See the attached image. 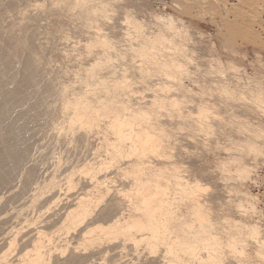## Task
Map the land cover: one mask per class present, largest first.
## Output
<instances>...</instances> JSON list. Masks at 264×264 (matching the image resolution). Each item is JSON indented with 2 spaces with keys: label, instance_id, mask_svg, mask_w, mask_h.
Here are the masks:
<instances>
[{
  "label": "bare ground",
  "instance_id": "obj_1",
  "mask_svg": "<svg viewBox=\"0 0 264 264\" xmlns=\"http://www.w3.org/2000/svg\"><path fill=\"white\" fill-rule=\"evenodd\" d=\"M3 1L5 0H0V2ZM8 1L11 2L9 3L10 7H13L14 4L12 2L15 0ZM118 1L121 3L122 0H57L47 10L50 18L51 16L55 17L56 24H60L64 17L74 20L80 19L78 20L80 25L84 31L87 30L90 36L88 43L84 47L87 51V53L85 51V56L92 57V63L86 69H83L84 72L81 71L83 74L79 78L82 80L78 81V84L74 83L76 86H73L70 80L69 82L66 81L71 83L70 85H65L61 82L59 84L60 79L57 83L55 78L48 74L47 67L44 68L43 66L47 52L45 49H40L41 45L39 49L33 46L30 36H24L22 41L19 40L20 38L17 39L14 32H11L6 37H0V264H125L122 261L124 258L121 260L116 259L119 256L115 252L121 248L122 250L132 251L136 255L138 254L135 259L136 263L131 262V264H224L225 259L228 258L241 262L244 260L243 262H245L251 257L249 256L250 254H246L249 252L246 249H248V243L252 241L251 239L259 246V248H254L255 253L252 255H256L255 257L258 258L259 263L262 264L261 262H264V240L260 239L262 230L259 231L260 228L258 229L256 225L250 227L247 224L248 227H246L233 224L232 222L229 227L228 225L226 226L229 231L228 233L226 232V240L224 239V241L217 232L221 229L218 227L220 224L213 220V203L216 202H213L216 199L213 196L217 194L211 193L210 190L209 195H202L200 191L203 184H200L202 181L199 182V177L186 178L185 175L187 174H180L181 171L178 166L177 168L180 172L173 165V161L167 160L169 155L168 147L171 148L172 145L168 136L170 135L169 137H171L172 134H168L167 129L160 127L163 123L162 120H159V115L164 118L165 114L168 115L171 111H174V107L176 111L178 110L177 112L182 109L178 108L182 104L178 105V101L182 98H177V100L179 99L178 101L174 100L176 98L173 99L171 97L173 95H170L169 92L173 94L170 85L174 89L175 87L178 89L182 88L183 90L181 91L187 89H184L183 85L186 84L183 81L185 79L188 80L190 75V72H188L189 68L187 67V70L186 65H190V60H188L190 55L188 56L189 49L187 46L194 43L192 42V34L187 32L184 21L181 19L182 17L175 19L172 15L167 17L156 16L157 20L162 22L160 28H163V30L156 33L152 32L150 36H142L140 38L141 41L136 34H142L146 28L142 27L144 25H141L137 18L131 17L125 11V23H127L126 26L128 28L126 29L127 31L123 28L125 32H120V35L122 39L129 41V44H142L137 48L134 46L130 47V50L134 53L137 52L139 57V60L136 59L137 56L132 52L133 55L131 56H134L136 60L133 59L135 62L131 61L133 62L131 68L132 72L134 70L141 77L140 82L145 80V82L143 81L140 84L142 89L150 90V95L144 96L143 94L141 96L138 94L141 97L144 96L141 98L143 103L140 102L141 100H138L139 103H134L133 95L135 96L141 89H133L132 80L128 79L130 82L127 81L128 72L126 71L127 74L124 71V73L118 72L116 65L114 66V63H111L113 57H121L119 56L120 53H115L117 50L112 45L116 43L117 39L113 41L116 34L110 35L106 30L101 31L103 25L108 28L109 32L112 29L120 28L121 25L118 27L117 24H110V21L116 19L115 16L118 15H116V10H114ZM180 1H178V4H180L177 5L181 6L179 9L183 8L182 16H188L192 13L197 16L199 13L202 15L199 16L198 14L197 18H200L205 14L209 16L210 11H217L221 15L225 14V18L222 16L214 17L213 21L205 16L210 23L217 19L215 22L218 29L217 32L223 36L224 32L220 31L219 33V30H226L227 34H224H229L230 36V38L226 36L228 41L232 39L231 37L243 34L242 39L247 38V40L242 41L249 43V37H257V35H254L257 34L254 31V26L256 25L260 28L264 25V20L261 18L264 15L259 16L264 12V0H233L235 3L233 5L228 4L227 0ZM130 2L134 4L137 0ZM44 3L46 4V2ZM44 3H42L43 6ZM147 3L144 2V5ZM36 5H39L38 2ZM128 7H126V10ZM176 8L178 7L176 6ZM179 9L175 11L178 12ZM259 11L262 12L258 13ZM0 17H2V11H0ZM212 17L210 14L211 19ZM204 18L201 17L202 20ZM116 20H119V18L117 17ZM27 21L30 20L28 19ZM81 26L79 27L81 28ZM47 38L50 37L48 36ZM253 38L250 41L251 44L254 39H258V37ZM236 40H234V43ZM260 40L262 38L260 39L259 37L257 41L260 43ZM257 41L255 40V44H257ZM157 44L161 45L157 46ZM184 44H186V47ZM260 44L264 43L261 42ZM166 45L174 46V48L167 46V49L173 48L174 51L168 50L170 52L165 51V54H162L160 48ZM53 46H51V49H53ZM237 53L236 50L231 52L233 55ZM80 56L82 58L83 55L80 54ZM68 57L70 56L68 55ZM116 60H113V62L117 64ZM256 61L257 67L253 70L252 75H248L245 69H240L239 65H235L236 63L233 62L228 67L231 77L229 75L227 78L228 82L225 83L223 81V85L220 86V92L225 95L224 99H228V102L230 103L231 101L232 104L235 103L237 105L239 103L237 106L242 108V112L244 110L247 113L246 115L253 116L256 119L253 122L250 121V123L246 120H238L239 122L236 124V126L239 125L238 129L231 125L234 130H238L239 134H245V138L242 140L243 144H234L236 145L235 147H241L240 150L238 149L241 153L238 151L240 153L237 154L238 157H236L237 155L230 156L232 160H230V163L239 165L238 170L240 172L237 170L239 172V174L237 173L238 176L236 174L237 171L235 173L232 172L235 174V178L237 177L234 179L240 180L239 183L244 182L246 179L248 180V178L250 180L252 167L249 169L246 166L244 163L245 158L253 156V162L254 160L257 162L258 158L256 159V157L264 156V60L259 57ZM123 67L126 69L129 66ZM222 67L220 72L224 69ZM57 73L59 74V72ZM81 73L79 72L78 75ZM221 75L223 77V74ZM152 76L158 77L159 80L165 82L160 83V85L158 83V87L154 83L152 85ZM153 77L152 79H154ZM73 78L74 81L75 79L77 81L78 76L74 75ZM137 81L139 82V80ZM221 82L219 79L218 85ZM165 85L169 86V89L165 88ZM152 88L155 89L153 90ZM217 88L219 89V87ZM228 102L226 101V103ZM229 103L227 104L228 109L234 111L236 108L234 109L233 107L236 106L234 104L230 106ZM170 106L171 108L173 107V110L169 108ZM229 106L233 109L229 108ZM167 108L171 111L169 112ZM241 108H237L238 111ZM165 109L169 113L164 111ZM200 109H198L200 112L196 111L198 116H200L196 118L199 119L195 120V124H192L195 125V131L198 128L202 133V127L205 126L207 128V126L210 127L211 125L208 124L211 121L210 118H208V125L206 126L205 124L211 108L209 110H207L208 108ZM176 111L173 113L176 114ZM179 114L182 117L183 113ZM231 114L235 116L237 113L234 115L231 112ZM212 115L210 114L209 116L211 117ZM170 116L168 115L167 118H170ZM162 117L160 118L162 119ZM192 117L191 115L190 118ZM167 118L165 117L164 119L170 121L171 118ZM186 118L183 117V119ZM194 118L193 120L191 119L193 122ZM212 123L215 124V122ZM214 124L213 126H215ZM198 132L196 134H200ZM208 132L206 135L211 139ZM206 135L204 134L203 136ZM207 144L206 142L205 146ZM174 145L176 144L174 143ZM234 145H232L233 148ZM207 146L204 149L206 152ZM174 148L176 149V147ZM213 148H215V145ZM228 150L226 151L228 152ZM173 154L175 156V153ZM172 157L168 156V158ZM262 159L264 158L262 157ZM262 161L264 162V160ZM171 165L173 168H171ZM221 166H218V169ZM235 166H233L234 171ZM208 171L211 170L208 169ZM222 174L226 175L227 173ZM211 176L214 177V175ZM115 178H120L122 182L129 179L130 183L128 182L129 185L122 183L121 185H125L123 187L119 185V188L114 184ZM224 178L226 179V177ZM123 179L125 180L123 181ZM110 181H114L112 183L114 185H109ZM116 182L120 183L121 181L118 180ZM221 184L224 183L222 182ZM240 186L242 187V185ZM231 191H229L230 194H232ZM237 192L235 193L237 194ZM232 201L229 199V202H226L232 205ZM240 203H242V200ZM220 204L221 202L218 203V205ZM226 205L228 207V204ZM242 206L239 205L241 209L247 210L242 208ZM252 208L254 206L251 207V210ZM220 209L219 211H221ZM220 213L222 214V212ZM245 215L247 216V214ZM227 229L225 228L224 231ZM244 236H247V239L246 237L244 239ZM249 238H251L250 241L246 243L245 241ZM261 243L262 246L259 245ZM245 244H248L246 249ZM96 246H99L97 250L103 254L110 251L114 252V254H111V252L109 253L110 255L107 254V256H112V258L107 257L108 259H105L104 255H100L103 258L99 257V251L93 250L94 247L96 249ZM129 251L128 253H130ZM245 255L247 259H242L241 256L245 257ZM133 257L131 256V259ZM249 261L250 263L252 262V260Z\"/></svg>",
  "mask_w": 264,
  "mask_h": 264
},
{
  "label": "rangeland",
  "instance_id": "obj_2",
  "mask_svg": "<svg viewBox=\"0 0 264 264\" xmlns=\"http://www.w3.org/2000/svg\"><path fill=\"white\" fill-rule=\"evenodd\" d=\"M8 0H5V1H3V2H0V4H1V6H0V11H2V17H0V37H6L7 35H9L11 32H14L15 34V36L17 37V39H19L20 41H22L23 40V38H24V36H26V35H28V36H30V38L32 39V44H34L33 46H35L37 49H39V46H40V49H45L46 50V52H47V55H46V58L44 59V68H46V69H48V74L51 76V77H54L55 78V81L58 83V80H59V84H60V82L63 84H65V85H70L71 83L73 84V86H76V85H74V83L76 84H78V81H80V80H82L81 78H79V76H82V74H83V72H84V68L86 69V67H88L91 63H92V57H88L87 55V57L85 56V45L88 43L87 41H89L88 39H89V34L87 33V30H83V28H82V26L80 25V22L78 21V20H80V19H71V18H69L68 19V17H64L63 18V20H62V22H60V24H56V21H55V17H52L51 16V18H50V15H48V9H50L52 6L51 5H53L54 3H56L57 2V0H55L54 2H53V0H15V1H13L12 2V4H14L13 5V7H10L11 5L9 4V3H11L10 1H8ZM34 1V2H33ZM43 1V2H42ZM130 1H134V0H122L121 1V3H119L120 1H118L117 3H116V6H115V9L114 10H116V15L117 16H115V18L117 19V17L119 18V20H116V19H114L113 21L111 20L110 22V24L111 25H116L117 24V26L119 27L120 25V28H116L115 30L114 29H112L110 32H109V30H108V28L105 26L104 27V25H103V27H101L102 28V30L101 31H103V30H106V32H108V33H110V35H112V34H116L115 35V37L113 38V41H115L116 39L118 40V42H117V40L115 41L116 43L115 44H112V45H114V47L116 48H114L115 50H117L115 53H120L119 54V56H121L120 58L119 57H113V59H112V64L115 66L116 65V67H117V71L118 72H122V73H126L127 74V72H128V74H127V76H128V78H127V81H131V84H132V87H133V89H141V90H139L138 91V93H136L135 94V96L133 95V97H134V103H139V101L141 100V98H143L144 96H147V95H150V90H148L147 91V89H144V91H143V89H142V87H141V85L140 84H142V82L144 81L145 82V80H142V82H140L141 81V77L139 76V74L138 73H135V71L133 70V72H132V63L133 62H135L134 60H136V59H138L139 60V57L137 56V52H133V51H131L130 49V47L131 46H134L135 48H137V47H139V46H141L142 44H129V41H126L125 39H122L121 38V35H120V32H125V31H127L126 29L128 28L127 26H126V24L127 23H125V20H126V15L124 14L125 13V11H127V13H129V15L131 16V17H133V18H137L138 20V22L142 25H144V26H142V27H144V28H146V30L145 31H143V33L141 34H136L137 36H138V38L140 39L142 36H144V37H146L147 35H151V33L152 32H154V33H156V32H159V31H161V30H163V28H160L161 27V25H162V22H160V21H158L157 20V18H156V16H159V17H167V16H173L175 19H180L181 17V19H182V21H184V25H185V28H186V30H187V32L189 33V34H192V37H193V41L192 42H194V43H192V44H188V49H189V53H188V56L190 55V57H188V58H190V59H188V60H190L189 61V63H190V65L188 66V65H186V68L188 67L189 68V70H188V68H187V70H188V72H190L189 74V78H188V80L187 79H185L183 82H184V84H186V85H183V87H184V89L185 88H187V89H185L184 91H181V90H183L182 88H180V89H178L177 87H175V89H174V87L172 88V85H170V84H168V85H170V87H171V91L173 92V94L172 93H170L169 92V94L170 95H175L174 97L173 96H171L173 99L174 98H176V99H174V100H177V98H180L181 100H177L178 101V105L180 104V103H182L178 108L179 109H181V110H179V112H177L175 109V107H174V111H176L178 114L179 113H183L182 114V117L180 116L181 114H179V116H178V114L176 113V114H174L175 112L174 111H171L170 109H172L171 108V106L169 107V108H167V110H169V112H170V114L172 113V114H174V115H172L171 114V116H170V114H168L169 116H170V118L168 117L167 118V114H165V115H167V116H165L164 115V118L166 117L167 119H170V121H171V123H170V121L169 120H166V119H164L161 115H159V120H162V123H163V125H161L160 127H164L163 129H167L166 131H168L167 133L168 134H172V135H174V136H172L171 135V137H169L168 136V139H169V141L172 143V145H171V148L170 147H168V153H169V157H172V156H174V154L173 153H175V156L174 157H172V158H168V156H167V160H170V162H172L173 163V165L177 168V166H178V168L180 169V171H179V169L177 168V170L180 172V174H187V175H185L186 176V178L188 177V178H192L193 179V177H195V176H197V177H199V179L198 180H200L199 182H201L200 184L202 185V188H201V194L202 195H204V194H206V195H209L210 194V190H211V193L213 192L216 196H213L214 198H216V199H214L213 200V202H215V203H213V220H216L217 221V223L218 224H220V225H222V226H218L219 228H221L219 231H217L218 232V234L220 235V237L224 240H226V234L228 233V229H227V225H228V227L230 226L229 224H232V222H233V224H238V225H243V226H246V227H248V225H250V227L251 226H257L258 227V229L260 228V230L259 231H261L260 233H261V236H260V234H259V236H260V239L262 240H264V162L262 161V160H264V159H262V157L264 158V156H262V157H256V159L258 158V161L256 162V160H254V162H253V159H254V157L253 156H251V157H248V158H245V164H246V166L249 168V169H251V167H252V169L250 170L251 171V175H250V180H249V178H248V180L246 181V180H244V182H241V183H239V181H237V180H235L236 178H235V174H233V173H235L238 169H239V165L237 164V163H235V164H233V163H230V156H232V155H237V154H240L241 152L239 151L240 149H241V147L239 146V147H235L236 145H234V144H236V143H241V144H243V139L245 138V134L243 135V133L242 134H239L237 131H236V129H238V126H236V124H238L237 122H239L238 120H240V121H247V122H249L250 123V121H252L253 122V120H256L255 118H253V116H250V115H246L247 113H245V111L243 110V112L241 111L242 110V108L241 107H239V106H237V105H239V103L236 105L235 103H233L236 107H233L234 109L236 108H241V109H239L240 111H238V109L235 111H231L230 109H228V99H224V94H222V92H220L221 91V89H220V86H222L223 85V81H225V83H227L228 82V80H227V78L229 77V75H230V72H229V70L230 69H228V67L233 63V62H235L234 64L235 65H239V67H240V69H245L246 71H247V73H248V75H252V72H253V70H255V68L257 67V59L259 58V57H261L263 60H264V44H260L261 42H263L264 43V25L262 26V27H260L259 28V26H254L255 28H254V31H256L257 32V34H254V35H257V37H258V39H259V37H260V39L262 38V40H260V43H259V41H257L258 39H254V38H257L256 36L253 38L254 40V45H253V41H252V44L250 43V41L252 40V38L251 37H249L248 38V41H249V43H245V42H243V41H245V40H247V38H245L244 40L242 39L243 38V34H238V35H236V37H231L232 39H229V41H228V38H230V36H229V34L228 35H225V34H227L226 32V30H219V33H220V31L223 33V36L222 35H220V34H218V29H217V27H216V24H215V22H216V20L217 19H215L214 20V22L213 23H210V21H209V19L210 20H212L213 21V19H214V17L215 18H218V17H220V16H222L223 18H225V14H223V15H221V14H219L217 11L216 12H211L210 11V14H211V16H213L212 17V19L210 18V14H209V12H208V14H209V16L207 15V14H205L208 18H206V16H205V18H204V16H201V17H203L204 19L202 20L201 19V17L200 18H197L198 17V14H197V16L195 17L194 16V14L195 13H192L191 15L193 16V17H195V18H193L190 14L188 15V16H190V17H188V16H185V15H183L182 16V10H183V8H181V9H179L181 6H178L179 4H178V1L179 0H145V1H141V0H137V2L136 3H134V4H131V2ZM136 1V0H135ZM181 1H183V0H181ZM180 1V2H181ZM228 1V4H230V5H233V3H234V1L233 0H227ZM231 1V2H230ZM17 2V3H16ZM33 2V3H32ZM37 2H38V6L36 5L37 4ZM44 2H46V4L44 3ZM144 2H148L146 5H144ZM185 2V1H184ZM26 3V4H25ZM42 3H44V6H43V4ZM174 3L176 4L175 6H174ZM41 4H42V7H41ZM178 4V5H177ZM235 4V3H234ZM3 5V6H2ZM126 5H128V6H126ZM229 5V6H230ZM28 6V7H27ZM33 6V7H32ZM120 6V7H119ZM174 6V7H173ZM176 6L178 7V8H176ZM17 7V8H16ZM24 7V8H23ZM42 9H41V8ZM118 7H119V9H120V11H119V9H118ZM126 7H128L127 8V10H126ZM12 10H11V9ZM19 8V9H18ZM22 8V9H21ZM28 8V9H27ZM123 8V9H122ZM174 8V9H173ZM179 9L178 10V12L177 11H175L176 9ZM25 9V10H24ZM35 9V10H34ZM41 9V10H40ZM125 9V10H124ZM34 10V11H33ZM38 10V12H36ZM41 12H40V11ZM27 11V12H26ZM29 11V12H28ZM43 11H45L44 13H43ZM121 11H124V12H121ZM20 12V13H19ZM35 12V13H34ZM180 12V13H179ZM224 12H226V10H224ZM262 11H259L258 13H261ZM5 13H6V15H5ZM37 13V14H36ZM230 13V12H229ZM20 14V15H19ZM27 14H28V16H27ZM41 14H43V15H41ZM122 14V15H121ZM11 15V16H10ZM23 15V16H22ZM24 15H26V16H24ZM38 15V16H37ZM200 15H202V14H199V16ZM259 15V14H258ZM262 15H264V12H262V14H260L259 16H262ZM3 16H4V18H3ZM13 16V17H12ZM35 16V17H34ZM45 16V17H44ZM46 16H48V17H46ZM230 16H231V13H230ZM23 17H26V18H23ZM37 17V18H36ZM262 18V20H264V16L263 17H261ZM16 19V20H15ZM24 19H26V20H24ZM30 20V21H27V20ZM36 19V20H35ZM38 19V20H37ZM206 19H208V20H206ZM2 21V22H1ZM19 21H20V23H19ZM23 21V22H22ZM51 21V22H50ZM71 21V22H70ZM74 21V22H73ZM78 21V22H77ZM25 22V23H24ZM27 22V23H26ZM33 22H35V23H33ZM43 22V23H42ZM45 22V23H44ZM54 22V23H53ZM119 22V23H118ZM23 23V24H22ZM75 23V24H74ZM20 24V25H19ZM29 25V26H28ZM36 25V26H35ZM62 25V26H61ZM81 26V28L79 27V26ZM19 27V29H17L18 27ZM53 26V27H52ZM3 27H5V28H3ZM21 27V28H20ZM55 27V28H54ZM69 27V28H68ZM192 27V28H191ZM8 28V29H7ZM32 28V29H31ZM39 28V29H38ZM61 28V29H60ZM79 28V29H78ZM104 28V29H103ZM122 28V29H121ZM123 28H124V30L125 31H123ZM189 28H191V29H189ZM262 28V29H261ZM4 29V30H3ZM12 29H14V30H12ZM66 29H69V30H66ZM121 29V30H120ZM10 30V31H9ZM12 30V31H11ZM53 30V31H52ZM58 30V31H57ZM83 30V31H82ZM119 30V31H118ZM2 31V32H1ZM20 31V32H19ZM28 33H27V32ZM61 31V32H60ZM68 31V32H67ZM70 31V32H69ZM79 31V32H78ZM259 31V32H258ZM59 32V33H58ZM83 32V33H82ZM105 32V33H106ZM114 32V33H113ZM21 33V34H20ZM23 33V34H22ZM27 33V34H26ZM34 33V34H33ZM48 33V34H47ZM56 33V34H55ZM68 33V34H67ZM75 34V35H73V34ZM258 33H259V35H258ZM6 34V35H5ZM82 34V35H81ZM88 34V35H87ZM133 34H135V32H133ZM23 35V36H22ZM51 35V36H50ZM53 35V36H52ZM63 35H65V36H63ZM87 35V37H85ZM118 35V36H117ZM34 36V37H33ZM49 36L50 38H47V37ZM68 38H67V37ZM70 36V37H69ZM72 36V37H71ZM226 36L228 37V38H226ZM37 37H39V38H37ZM54 37V38H53ZM77 37V38H76ZM81 37V38H80ZM118 37V38H117ZM47 38V39H46ZM251 38V39H250ZM52 39V40H51ZM67 39H70V40H67ZM77 39V40H76ZM79 39V40H78ZM122 39V40H121ZM237 39V40H236ZM48 40H49V42H48ZM64 42H63V41ZM73 40H75V41H73ZM141 40V39H140ZM227 40V41H226ZM231 40H232V43H231ZM234 40H236V42L234 43ZM243 40V41H242ZM255 40L257 41V44H255ZM44 41V42H43ZM68 41V42H67ZM77 41V42H76ZM120 41V42H119ZM126 42V44H125V42ZM142 41V40H141ZM223 42V44H222V42ZM224 41H226V42H224ZM46 42V43H45ZM53 42V43H52ZM67 42V43H66ZM86 42V43H85ZM122 42V43H121ZM221 42V43H220ZM228 42H230V43H228ZM247 42V41H246ZM50 45H49V44ZM69 43V44H68ZM73 43H74V45H73ZM76 43H78L79 44V47H78V44H76ZM85 43V44H84ZM121 43V44H120ZM128 43V44H127ZM234 43V44H233ZM56 44V45H55ZM68 44V45H67ZM117 44V45H116ZM225 44V45H224ZM236 44H238V45H236ZM44 45V46H43ZM54 45V46H53ZM63 45V46H62ZM71 45V46H70ZM117 47H116V46ZM161 44H157V46H160ZM185 45V47H186V44H184ZM228 45V46H227ZM231 45V47H229ZM235 45V46H234ZM51 46H53L52 48L54 49H51ZM73 46V47H72ZM167 46L168 45H166L165 47H161L160 48V52L163 54H165V51H168V50H170L171 52H173L174 51V46H171V45H169L168 47H173V48H168L167 49ZM215 46V47H214ZM243 46V47H242ZM59 47H61V48H59ZM68 47V48H67ZM57 48V49H56ZM59 48V49H58ZM63 48V49H62ZM77 48V49H76ZM80 48V49H79ZM120 49V50H118V49ZM228 48V49H227ZM233 48V49H232ZM49 49V50H48ZM187 49V48H186ZM227 49V50H226ZM65 50V51H64ZM114 50V51H115ZM223 50H224V52H223ZM229 50V51H228ZM233 50H236V55H233V54H231V52L233 51ZM65 52V53H63V52ZM78 51V52H77ZM120 51V52H119ZM170 51H168V52H170ZM225 51H227V52H225ZM54 54H53V53ZM123 52V53H122ZM126 52V53H125ZM132 52H133V54H135L137 57H136V59H134L135 57L133 56H131V55H133L132 54ZM72 53V54H71ZM77 53V54H76ZM86 53H87V51H86ZM130 54V56H129V54ZM228 53H229V55H228ZM51 54V55H50ZM67 54V55H66ZM80 54H82L83 56H82V58H81V56H80ZM127 54H128V56H127ZM260 54V55H259ZM68 55L70 56V57H68ZM126 55V56H125ZM57 56V57H56ZM84 56H85V58H84ZM225 56V57H224ZM228 56V57H227ZM246 56V57H245ZM67 57V58H66ZM128 57V58H127ZM132 59H130V58ZM244 57V58H243ZM49 58H50V60H49ZM52 58V59H51ZM79 58H81V59H79ZM121 59L120 61H119V59ZM125 58H126V60H125ZM48 59V60H47ZM76 59H78V60H76ZM87 59V60H86ZM134 59V60H133ZM192 59V60H191ZM246 59V60H245ZM52 60V61H51ZM56 60V61H55ZM67 60V61H66ZM80 60H82V61H80ZM113 60L115 61H117V64H116V62H113ZM125 62H124V61ZM137 60V61H138ZM187 60V61H188ZM234 60V61H233ZM73 61H74V63H73ZM85 61V62H84ZM87 61V62H86ZM120 63H119V62ZM127 61V62H126ZM129 61V62H128ZM131 61H133V62H131ZM193 61V62H192ZM233 61V62H232ZM131 62V63H130ZM56 65H55V64ZM73 63V64H72ZM124 63H126L125 65H124ZM230 63V64H229ZM59 64V65H58ZM71 64V65H70ZM128 64H130V65H128ZM185 64V63H184ZM186 64H188V63H186ZM229 64V65H228ZM248 64V65H247ZM52 65V66H51ZM119 65V66H118ZM121 65H123V66H125V67H127V66H129L128 68H129V70H128V68H124L123 66H121ZM127 65V66H126ZM228 65V66H227ZM51 68H50V67ZM63 66V67H62ZM85 66V67H84ZM222 68H224L223 70H221V72H220V68L221 67ZM225 66H227L226 68H225ZM62 69H61V68ZM69 67V68H68ZM81 67V68H80ZM121 67V68H120ZM246 67V68H245ZM54 68V69H53ZM253 68V69H252ZM51 69V70H50ZM57 69H58V71H57ZM78 69H80V70H78ZM82 69V70H81ZM252 69V70H251ZM60 70V71H59ZM66 72H65V71ZM69 70V71H68ZM122 70V71H121ZM131 70V71H130ZM213 70V71H212ZM215 70V71H214ZM74 71H76L75 72V74H74ZM81 73V71H83L81 74H79L78 75V73L79 72ZM124 71V72H123ZM127 71V72H126ZM129 71H130V73H129ZM191 71H192V73H191ZM209 71H210V73H209ZM219 71V72H218ZM57 72H59V74L57 73ZM62 72H63V75H62ZM213 72V73H212ZM64 73H65V75H64ZM73 73V74H72ZM77 73V74H76ZM209 73V74H208ZM212 73V74H211ZM56 74V75H55ZM134 74V75H133ZM136 74V75H135ZM220 74V75H219ZM221 74H223V77H222V75ZM57 75H59V76H57ZM74 75H76V76H78V79H77V81H76V79H75V81H74ZM130 75H132L131 77H130ZM215 75H216V78H215ZM226 75H228V76H226ZM66 76H68V77H66ZM191 76V77H190ZM214 76V77H213ZM221 76V77H220ZM138 77V78H137ZM153 77V76H152ZM152 77H151V81H152V85H156L157 87H158V83H159V85H160V83H163V82H165V81H161V80H159L158 79V77H153L154 79H152ZM219 77V78H218ZM230 77H231V75H230ZM62 78V79H61ZM131 78V79H130ZM134 78V79H133ZM222 78H223V80H222ZM129 79V80H128ZM135 79H137V80H139V82L137 81V80H135ZM190 79V80H189ZM191 79H192V81H191ZM215 79H216V81H215ZM219 79H220V82H221V84L220 85H218V83L217 82H219ZM61 80H63V81H61ZM69 80H70V82L71 83H67V82H69ZM159 80V81H158ZM193 80H194V82H193ZM196 80V81H195ZM67 81V82H66ZM129 81V82H130ZM137 81V82H136ZM147 81V80H146ZM190 82V83H189ZM154 83V84H153ZM198 84V85H197ZM134 85H136V86H134ZM137 85H138V87H137ZM197 85V86H196ZM140 86V87H139ZM162 86H164V85H162ZM166 86V85H165ZM186 86V87H185ZM216 86V88H214ZM156 87V88H157ZM161 87V86H160ZM159 87V88H160ZM217 87H219V89L217 88ZM162 88V87H161ZM165 88H167V89H169V86H166ZM190 90H189V89ZM153 90L155 89V88H152ZM176 90V91H175ZM179 91V94H178V91ZM217 90V91H216ZM145 91H147V92H145ZM190 91V92H189ZM180 92H181V94H180ZM185 92V93H184ZM187 92V93H186ZM189 92V93H188ZM220 92V93H219ZM147 93V94H146ZM175 93V94H174ZM138 94H140L141 96L144 94V96L143 97H141L140 95H138ZM151 94H152V92H151ZM219 94V95H218ZM221 94V95H220ZM137 95V96H136ZM188 95V96H187ZM218 95V96H217ZM183 96V97H182ZM220 96V97H219ZM221 96H223V97H221ZM136 97V98H135ZM186 97V98H185ZM184 98V99H183ZM199 98V99H198ZM202 98H203V100H202ZM139 100V101H138ZM186 100V101H185ZM192 100V101H191ZM189 101V102H188ZM191 101V102H190ZM226 101L228 102V103H226ZM141 103H143V99L140 101ZM186 102V103H185ZM185 103V104H184ZM189 105H188V104ZM187 104V105H186ZM191 104V105H190ZM230 106L231 105H233L232 104V102L230 101ZM182 105H183V107L185 106V108L184 109H187V110H184L183 109V107H182ZM200 106V108H208L207 110H209V108H211L210 110H209V115L211 114H213L212 116H215V117H210L209 115H207V119H206V121H205V124H206V126L209 124H211L212 126H213V124L214 123H212V122H215V126H211L210 125V127L209 126H207V128L204 126V127H202V133H201V131H199L198 130V128H196V131H195V120H197V119H199V118H196L197 116H198V113L197 112H200L201 111V109L200 108H198ZM202 106H204V107H202ZM205 106H207V107H205ZM229 106V108H231ZM168 107V106H167ZM177 108V109H178ZM213 108V109H212ZM233 108H231V109H233ZM198 109H200V111H198ZM166 109L164 110V111H167ZM173 110V109H172ZM184 110V111H183ZM190 110V111H189ZM211 110H213V111H211ZM188 111V112H187ZM197 111V112H196ZM211 111V112H210ZM230 111V112H229ZM168 111H167V113H169ZM174 112V113H173ZM208 112V111H207ZM213 112V113H212ZM231 112L235 115L236 113V115L235 116H233L232 114H231ZM236 112V113H235ZM242 112V113H241ZM189 113V114H188ZM185 114V115H184ZM194 114V115H193ZM239 114V115H238ZM176 115H177V117H176ZM184 115V116H183ZM190 115V116H189ZM191 115L193 116V117H195L194 118V122L192 121L193 120V117L192 118H190L191 117ZM196 115V116H195ZM201 115V114H200ZM173 116V117H172ZM174 116H175V118H174ZM222 116V117H221ZM232 116V117H231ZM160 117H162V119L160 118ZM183 117L184 118H186V119H183ZM198 117H200V116H198ZM220 117H221V119H220ZM223 117H225V118H223ZM229 117V118H228ZM234 117V118H233ZM236 117V118H235ZM179 118H181L180 120H181V122H183L182 124H180L181 122H180V120H179ZM208 118H210V122L208 121ZM219 119L218 121H217V119ZM190 119V120H189ZM192 119V120H191ZM229 119H230V121H229ZM236 120V121H234V120ZM166 120V121H165ZM188 120V121H187ZM215 120V121H214ZM221 121V122H220ZM232 121V122H231ZM165 122V123H164ZM186 122V123H185ZM189 122V123H188ZM209 122V123H208ZM218 122V123H217ZM225 122V123H224ZM229 122V123H228ZM234 122H236V123H234ZM257 122V121H256ZM167 123V124H166ZM192 123H194V124H192ZM208 123V124H207ZM219 123H221V124H219ZM234 123V124H233ZM176 124V125H175ZM180 124V126H178ZM190 124H192V125H190ZM167 125H168V127H167ZM189 125V127H187ZM218 125V126H217ZM221 125V126H220ZM235 126L236 127V129L234 130L233 128L234 127H232V126ZM166 126V127H165ZM183 126V127H182ZM231 126V127H230ZM184 127H185V129H184ZM213 128V129H212ZM231 128V129H230ZM171 129V130H170ZM176 129V130H175ZM190 129V130H189ZM209 129H212V130H209ZM174 130V131H173ZM179 130H181V131H179ZM186 130V131H185ZM208 130H209V132H208ZM215 130V131H214ZM173 131V132H172ZM176 131V132H175ZM192 131V132H191ZM200 132V134H196V132ZM223 131V132H222ZM240 131V130H239ZM172 132V133H171ZM183 132H184V134H183ZM185 132H187V133H185ZM189 132V133H188ZM198 132V133H199ZM203 132H204V134L206 135L207 134V132H208V135H210V137H211V139L206 135V136H203L204 134H203ZM225 132V133H224ZM230 132H231V134H230ZM241 132V131H240ZM210 133V134H209ZM177 135V137H176V135ZM180 134V135H179ZM190 134V135H189ZM228 134V135H227ZM187 135V136H186ZM189 135V136H188ZM202 135V136H201ZM213 135V136H212ZM228 137H227V136ZM233 135V136H232ZM236 135V136H235ZM197 138H196V137ZM230 136V137H229ZM232 136V137H231ZM242 136H244V137H242ZM188 137V138H187ZM195 137V138H194ZM200 139H199V138ZM201 137H202V139H201ZM185 138V139H184ZM206 138V139H205ZM227 138V139H226ZM231 138H232V140H231ZM173 139V140H172ZM180 139V140H179ZM190 139V140H189ZM194 141H193V140ZM207 139H209L210 140V142H209V140H207ZM238 139V140H237ZM191 140H192V142H191ZM199 140V141H198ZM202 140V141H201ZM206 140V141H205ZM213 141V143H211L212 141ZM231 140V141H230ZM235 140V141H234ZM177 143H176V142ZM204 141H205V143H204ZM230 141V142H229ZM238 141V142H237ZM206 142L208 143L207 145L209 146H207V148H206V150H207V152L204 150L205 149V144H206ZM231 142H232V144H231ZM235 142V143H234ZM174 143L176 144V145H174ZM196 143H199V144H196ZM217 144V145H216ZM196 145H198V146H196ZM212 145V146H211ZM214 145H215V148H213L214 147ZM232 145H234V148H233V146ZM183 146V147H182ZM200 146H201V148H200ZM230 146V147H229ZM174 147H176V149L174 148ZM181 147V148H180ZM204 147V148H203ZM211 147H212V149H211ZM229 150H228V149ZM171 151H170V150ZM178 149V150H177ZM182 149V150H181ZM187 149V150H186ZM235 149H237V150H235ZM239 149V150H238ZM185 150H186V152H185ZM213 150V151H212ZM226 150H228V152L226 151ZM175 151V152H174ZM192 153H191V152ZM200 151V152H199ZM232 153H231V152ZM240 153H239V152ZM170 152H172V153H170ZM177 152V153H176ZM185 152V153H184ZM194 152V153H193ZM213 152V153H212ZM202 153V154H201ZM229 153V154H228ZM173 154V155H172ZM188 154V156H186ZM208 154V155H207ZM204 155V156H203ZM227 155H228V157H227ZM233 156V157H234ZM178 157V158H177ZM236 157H238V155L236 156ZM183 158V159H182ZM198 158V159H197ZM203 158V159H202ZM228 158V159H227ZM165 159V158H164ZM176 159V160H175ZM177 159H179V160H177ZM181 159V160H180ZM175 161V162H174ZM178 161V162H177ZM184 161V162H183ZM232 161V160H231ZM225 163V165H223L224 163ZM228 162V163H227ZM251 162H253V163H251ZM256 162V163H255ZM171 163V164H172ZM175 163V164H174ZM184 163V164H183ZM230 163V164H229ZM209 164V165H208ZM233 164V165H232ZM256 164V165H255ZM182 165V166H181ZM222 165V166H221ZM236 165V166H235ZM251 165V166H250ZM253 165V166H252ZM168 166V165H167ZM166 166V167H167ZM181 166V167H180ZM218 166H221V167H219V169H218ZM233 166H235V171H234V167ZM256 166H258V167H256ZM169 167H170V165H169ZM217 169H216V168ZM230 167H232V168H230ZM238 167V168H237ZM171 168H173L172 167V165H171ZM190 168V169H189ZM215 168V169H214ZM220 168H221V170H220ZM223 168H225L224 170H223ZM208 169L209 170H211V171H208ZM231 169V170H230ZM183 170V171H182ZM187 170V171H186ZM191 170V171H190ZM218 170V171H217ZM226 170V171H225ZM230 170V172L232 173H230V172H228ZM214 171V172H213ZM216 171V172H215ZM221 171H222V173H227L226 175H223L222 173H221ZM225 171V172H224ZM239 172H240V170H238ZM236 172V174L238 173L239 174V172ZM183 172H185V173H183ZM208 172V173H207ZM195 173V174H194ZM197 173H198V175H197ZM201 173V174H200ZM210 173V174H209ZM213 173V174H212ZM229 174H230V178L232 177V175H233V179L231 178V181H230V178H229ZM238 174H237V176H238ZM190 175V176H189ZM211 175H214V177L213 176H211ZM227 175H228V177H227ZM211 176V177H210ZM202 177V178H201ZM212 177H213V179H212ZM224 177H226V179L227 178H229V179H225ZM121 178V177H120ZM118 179V180H120L121 182L119 183V182H116V181H118L116 178H115V182H114V184H115V186H118L119 187V185H121L122 183H125L126 185H129V183H130V180L128 179L127 180V178H125L127 181H125V182H122V180L121 179ZM210 178V179H209ZM125 179H123V181L125 180ZM202 179V180H201ZM220 179V180H219ZM208 180V181H207ZM234 182H233V181ZM214 181V182H213ZM216 181H218V182H216ZM221 181V182H220ZM231 183H230V182ZM113 182H111L110 181V184L109 185H114V184H112ZM127 182V183H126ZM129 182V183H128ZM213 182V183H212ZM224 183V184H221V183ZM229 182V183H228ZM233 182V183H232ZM118 183V185H116ZM220 183V184H219ZM234 183H236V184H234ZM238 183V184H237ZM124 184V185H125ZM207 184H209V185H207ZM124 185H121L120 187H123ZM240 185H242V187L240 186ZM224 186H227V187H224ZM228 186H230V187H228ZM245 186H246V188H245ZM119 187V188H120ZM232 187V188H231ZM244 187V188H243ZM205 188V189H204ZM223 188H225L224 190H223ZM240 188V189H239ZM213 189V190H212ZM236 189V190H235ZM214 190H216V191H214ZM233 192H232V191ZM248 192H247V191ZM204 191H205V193H204ZM209 191V192H208ZM229 191H231V193L232 194H230V192ZM240 193H238V192ZM223 192V194L221 195V193ZM229 192V193H228ZM235 192H237V194L235 193ZM219 193V194H218ZM244 193H246V194H244ZM226 194V195H225ZM251 194V195H250ZM233 195V196H232ZM237 195H238V197H237ZM242 195V196H241ZM205 196V195H204ZM228 196H229V199L230 200H233L232 201V205H229L230 203H227V202H229V199H228ZM231 196V197H230ZM239 196H241V197H239ZM246 196H249V197H246ZM253 196V197H252ZM218 197V198H217ZM222 197V198H221ZM244 197V198H243ZM246 197V198H245ZM251 197V198H250ZM231 198H233V199H231ZM219 199H220V202H221V204L224 206V209H223V206L220 204V205H218V203H220L219 202ZM254 199V200H253ZM241 200H242V203H240L241 202ZM227 201V202H226ZM238 201H240V202H238ZM251 201V202H250ZM231 202V201H230ZM233 202H234V205H233ZM250 202V203H249ZM228 204V207H227V205L226 204ZM240 203V204H239ZM246 203H248V204H246ZM251 203H253V204H251ZM215 204V205H214ZM236 204H237V206H236ZM251 204V206H249ZM239 205H243V206H245V207H243L242 206V208H245V209H247V210H243V209H241L240 207H239ZM248 205V206H247ZM217 206V207H216ZM219 206V207H218ZM236 206V207H235ZM254 206V208H255V210H254V208H252V210H251V207H253ZM227 207V208H226ZM230 207H232V208H230ZM248 207V208H247ZM219 208H221L220 210L221 211H219ZM227 209V210H226ZM230 209H232V210H230ZM217 211V212H216ZM232 211V212H231ZM237 211H238V213H237ZM242 212V213H240V212ZM245 211H248V212H246L245 213ZM251 211V212H250ZM220 212H222V214L220 213ZM231 212V213H230ZM255 212V213H254ZM216 213V214H215ZM220 213V214H219ZM219 214V215H218ZM226 214H228L227 216H226ZM245 214H247V216L245 215ZM250 214V215H249ZM255 214V215H254ZM243 215V216H242ZM232 216V217H231ZM245 216V217H244ZM252 216V217H251ZM221 217V218H220ZM235 220H234V219ZM237 218V219H236ZM229 220V221H228ZM237 220H238V222H237ZM241 220V221H240ZM251 220V221H250ZM221 221V222H220ZM234 221H235V223H234ZM239 221H240V223H239ZM243 221H244V223H243ZM228 222V223H227ZM252 222V223H251ZM215 223V222H214ZM217 223H215V224H217ZM225 223V224H224ZM248 224V225H247ZM223 227V228H222ZM227 229L226 231H224L225 230V228ZM224 231V232H223ZM221 232H223V233H221ZM227 232V233H226ZM221 233V234H220ZM263 234V235H262ZM224 237H223V236ZM62 236H64V235H62ZM61 237V236H60ZM245 237H246V239H247V236H244V239H245ZM61 238H64V237H61ZM250 239L251 238H249L247 241H245L246 243H248V241H250ZM224 240V241H225ZM252 241H250L248 244H245L244 246H245V249H246V247H247V245H248V249H246V251L248 252V253H246V254H250L249 256H251V257H249L248 259H247V257H246V255H245V257H243V256H241L242 257V259L243 258H246L245 260V262H241V261H236V259L234 260V259H230V258H228V259H225V263L224 264H249L250 263V261L249 260H252V262L250 263V264H260L259 262V260H258V258H256L254 255H252L253 253H255L254 251H255V249L254 248H259V246H258V244H256V242L253 240V239H251ZM262 240V241H263ZM255 242V243H254ZM252 243V244H251ZM244 244V243H243ZM251 244V245H250ZM255 244V245H254ZM254 245V246H253ZM260 246H262V243L261 244H259ZM264 245V244H263ZM258 246V247H257ZM97 249H99V246H96V249H95V247L93 248V250H96L97 252L99 251V250H97ZM102 249H104V248H102ZM120 250V251H119ZM122 248L121 249H117L116 250V252H115V254L117 255V256H119V257H116V259H119V260H121L122 258H124L122 261H124L125 262V264H131V262H135L136 263V261H135V259L137 258V255L134 253V255H133V253H132V251H129L130 253H128V251L126 250V249H124V250H122ZM263 250H264V247H263ZM100 252V251H99ZM98 252V254H99V257H101V258H103V257H106L105 259H108L107 257H111L112 258V256H109L110 254V252H108V253H106V254H103L102 252H100L99 253ZM128 253V254H127ZM107 254H109L108 256H107ZM111 254H114V252H111ZM119 254V255H118ZM129 254H130V258L128 259V257H129ZM132 254V255H131ZM225 254V253H224ZM100 255H104L103 257L102 256H100ZM123 255V256H122ZM114 256V255H113ZM124 256H126V257H124ZM131 256L133 257V256H136V257H133L132 259H134V260H132L131 259ZM225 257H226V255H225ZM110 258V259H111ZM115 259V258H114ZM126 259V260H125ZM229 260H234V261H229ZM258 260V261H257ZM248 261V262H247ZM123 262V263H124ZM231 262V263H230ZM233 262V263H232ZM132 263V264H133ZM262 264L264 263V262H261Z\"/></svg>",
  "mask_w": 264,
  "mask_h": 264
}]
</instances>
